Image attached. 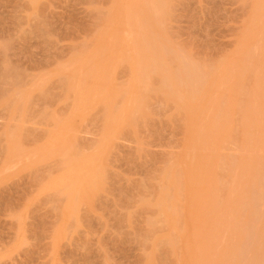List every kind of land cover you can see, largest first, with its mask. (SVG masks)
<instances>
[{
	"label": "rangeland",
	"instance_id": "rangeland-1",
	"mask_svg": "<svg viewBox=\"0 0 264 264\" xmlns=\"http://www.w3.org/2000/svg\"><path fill=\"white\" fill-rule=\"evenodd\" d=\"M116 1L118 0H0V264H185L189 261L191 264H221L224 256L235 252L239 253V255L234 254V259L232 257L235 263L233 261L231 263L232 259L229 255L225 260L227 263L223 261L222 264H259L261 261L264 264V194L261 195V192L264 193V188H261L264 184L262 186L260 184L261 177L264 176L262 173L264 171L262 170L264 168V121L260 119L261 113L264 117V98H262L264 89L258 90L262 82L263 86H261L264 88V81L261 80H264V33H262L264 30L261 29L262 26L264 28V0H166V3H169L164 6L168 11L163 9L169 14L165 12L166 16H162L164 19L154 15L155 21L158 18L165 24L161 21L155 24L154 20L151 21L152 17H148L150 10H155L149 0H132L133 3L130 0H121L122 2L119 0L124 5ZM125 5H130L129 10L131 7L130 15L128 14L129 17L131 16L130 20H127L126 11L124 12L127 8ZM139 5L145 9L139 7L138 10ZM119 7L120 9L124 7V10H120ZM115 9L119 11L117 17H115L117 14ZM135 9L137 12L144 10L145 15L142 12L137 13ZM146 12L149 13L146 14ZM137 14L146 16V20L150 19L151 23ZM124 15L126 21L122 18L125 17ZM138 17L144 20L145 26ZM127 21L131 23L129 26H132L133 32L126 26ZM141 24L146 28V32L149 31L148 33L141 30L143 29ZM156 25H159L161 30L157 29L159 26L155 27ZM113 27L116 33L113 32ZM140 27L141 33L140 30L137 31L138 34L134 33L135 29L138 30ZM161 32L163 37L160 35ZM117 33L118 35L115 36ZM120 33L125 35L126 39ZM132 33L135 35L133 36ZM157 33H159L158 40L160 35V38L164 40V43L161 40L163 47L166 45L164 48L171 54L158 46L157 49H160V52L163 51L161 52L163 55L158 52L160 55L158 57L164 56L163 60L156 57L157 53L152 54L155 56L152 57L155 61L158 59L159 66L165 65L166 71L162 75H159V72L149 75L151 85H147L148 79L145 85L142 83L141 85L150 87L148 88L150 91L145 87L140 91L141 96L139 92V97L136 99L140 84L137 88L135 67L142 56L144 57V54L152 49L149 45L151 40L147 42L146 36L154 34L152 38L149 35V38L154 41L153 38L156 39ZM131 36L136 39L130 41L129 39H133ZM140 39H143L142 43L139 42ZM121 40L135 43L133 44L135 46L130 45L129 48L128 45L122 46L124 42ZM137 40L140 43L139 46L149 45L145 53L140 49L141 47H136L139 44ZM118 44L121 45L124 54L121 47L118 50ZM157 44L154 45L157 46ZM109 45L117 49H115V53L118 52L116 55L120 52L119 57L112 54L113 51H110L111 55H108L109 48L113 50ZM154 45L153 52L156 48ZM169 45L171 48L168 47ZM153 52L150 50V53ZM172 52L175 54L172 55ZM166 53L172 57L167 56ZM129 54L131 57H128ZM119 58L122 60H118ZM107 59L115 62L110 64L114 69L108 65L110 67L108 71ZM152 59L150 60L153 61ZM185 63H188L189 69L195 67L197 75L203 77L202 81L196 82L200 83L198 87L195 84L190 85L191 81L189 83L191 88L194 87L193 90L199 89L197 93L199 98L194 95L197 91H192L194 93L191 94L194 95V98L192 97L194 101L197 102L198 99V104L186 99V97L189 98L186 95L188 93L186 89L182 93H180L182 88L175 92L176 94L180 91L178 98V95L174 94V88H170L173 91L170 90L171 94L168 93L169 90L160 88L166 83L169 85L172 80H175V76L176 79L179 75L185 78L186 75L183 76V73L177 75L182 71L185 72L186 67L188 69ZM93 64L94 67H102V69L97 68L100 74H94ZM177 64L186 65L185 69L179 65L183 70L178 72L180 68ZM175 68L176 70L172 72ZM88 69H91L93 73H88ZM106 69L108 74L104 72ZM100 70H103V73ZM171 73L176 75L173 76ZM104 74L106 77L103 76ZM94 75H96L95 78H99L94 79ZM181 76L178 79H181ZM100 77L104 81L100 80ZM170 77L173 79L171 80ZM192 82L195 83V81ZM131 87L133 92L136 90L134 93L136 96L130 93ZM145 89L149 97L146 96ZM185 90L186 94H184ZM200 91L203 94H212L209 95L211 99L216 98L221 101L222 98L223 102L225 100L228 104L234 97V102L231 100V104L221 105L223 109L219 107L221 111L226 112L227 109L226 114L233 107L229 113V116H232L226 115L229 119L226 117L224 122L228 120V126L222 124L223 121L218 118L217 125L210 126L212 123L209 121H213V117L217 114L214 112L219 110L216 109L219 104L215 105L216 100H211L206 95L204 97L210 99V103L207 100L208 103L204 105L206 102L204 100L207 98L204 99ZM235 91L237 94L234 93ZM259 91L261 95H258ZM164 93H168V96ZM110 95L114 96L110 98ZM143 97L147 99L146 104L144 101L140 102ZM241 98H245L244 101L242 100L244 103L241 102ZM209 104H214L213 112L211 110L209 115L207 113L204 115V112L209 110L208 106L211 107ZM201 105L202 107L198 108ZM258 105L263 109H256ZM201 110L203 115H200ZM257 110L261 111L258 113V118L257 114L255 115ZM107 111L108 113L113 111L112 116L114 115L113 118L116 119L111 118L112 116H109L111 114L108 115ZM196 115L198 118H195ZM210 115L213 119L206 120L205 118L209 119ZM108 116L113 122L108 121ZM219 121L226 128L221 126L216 128ZM130 122L132 125L129 124V127ZM106 127H110L108 131ZM118 128L121 129L118 130ZM193 129L196 131H192ZM211 142H213L212 145ZM252 143L256 146L251 149ZM252 157L257 159L256 162H260L257 163L262 168L257 167L259 165L254 162L256 163L252 164L254 168L250 165V174L253 175L250 178L246 177L244 181L245 171L242 164L244 165ZM212 158H216V165L211 163L210 166L207 162H214ZM262 162L263 165H261ZM231 166L232 169L229 171ZM246 167H248L247 163ZM175 169L177 174L174 173ZM167 170L171 172V175ZM203 171L210 173L202 174ZM238 173L243 175V179L238 178L240 177ZM176 175H178L177 180L180 178L176 182L177 185L171 183L176 181ZM219 177L224 180L218 179ZM230 179L231 183L228 182ZM238 182V188L240 186V189H245L242 191L239 189L242 193L241 197L238 198L239 191L236 197L240 203L237 201L234 203L231 198L234 196L233 190L238 189L235 188ZM253 182H255L254 185ZM245 183L247 185L243 186ZM170 184H172L171 187ZM203 184V187H206L205 191H201L200 188ZM211 184H215V188ZM257 184H260L263 190L259 188L256 192V188L259 187ZM210 187L214 189L211 190ZM247 189L253 192L248 193ZM162 190L166 197L168 196L167 199L175 196L174 204L170 205L172 198L168 203L163 202L166 198L162 200L163 205L160 203L161 196L164 194ZM175 190L178 192L177 196ZM196 190L200 193H195ZM202 192L206 193V197L203 194L205 198L202 197L203 201H200ZM234 192L237 193V191ZM254 192L261 196L256 197L257 194H253ZM194 195L200 197L194 200ZM226 196L229 199H226ZM251 196L252 200L248 199ZM249 200L251 205L248 204ZM189 202L190 205H188ZM241 202L247 203L243 206ZM192 203L194 206H200L199 209L201 208L204 212L211 208V215H209L210 212L207 214V211L206 216L205 213L202 214L201 221L199 216H194L199 210ZM252 203L255 204L253 207ZM186 205L190 206L195 213L190 212L192 210ZM238 205L244 207L241 209H245L241 210V214H239L240 209L237 210ZM231 209L239 212L236 214L241 219L238 220L233 213L236 218L235 222L232 221L235 224L239 222L236 226L240 224L243 226H240L243 233L240 228L234 229L237 228L236 226L229 229L232 221L228 226L227 224L221 227L218 225L227 216L229 219ZM188 210L194 217L193 220L200 219L195 220L196 226L195 222L191 223L192 217L188 214ZM202 211L199 215L203 213ZM231 216L233 215L230 214V219ZM218 220H221L220 223L217 222ZM199 221L202 223L200 224ZM188 225H193L194 228L189 229L191 227L188 228ZM232 228L236 231H230L233 230ZM218 229L222 230L214 232ZM188 237H191V241ZM236 240L237 243H235ZM192 243L196 246L194 250L196 249L197 253H194L193 256L196 254V258H192L193 261L190 259L191 250L187 248H192ZM189 244L192 246H188ZM232 245L237 251L230 248ZM222 250L231 252L222 255V252L220 253ZM185 251L190 252L189 261L186 260L188 256H185L187 254ZM260 252L262 255L259 254ZM219 259H221L220 263Z\"/></svg>",
	"mask_w": 264,
	"mask_h": 264
},
{
	"label": "bare ground",
	"instance_id": "bare-ground-1",
	"mask_svg": "<svg viewBox=\"0 0 264 264\" xmlns=\"http://www.w3.org/2000/svg\"><path fill=\"white\" fill-rule=\"evenodd\" d=\"M118 1H119V0H118ZM118 1H116V2H118ZM120 1H121V0H120ZM120 1H119V3H120ZM126 1H128V0H126ZM130 1L132 2V0H130ZM130 1H129V3H130ZM134 1H135V0H134ZM134 1H133V2H134ZM149 1H150V5L153 6L152 8L155 9V10L153 9L154 11H152V9L150 10V13H153V12H154V13L151 14V15H150V13L148 12L149 15H150V16L148 15V17H149V18L152 17V18H151V21H153V20L155 21V17H154V15H156V17H158V18H159V16H160V18H163V17L166 16L165 14L167 13L168 9H166L164 5H168L169 2L166 3V0H149ZM167 1H168V0H167ZM169 1H171V0H169ZM121 2H122V1H121ZM124 2H125V1H124ZM133 2H132V3H133ZM119 3H117V4H119ZM126 3H127V2H126ZM126 3H125V4H126ZM129 3H128V4H129ZM132 3H130V4H132ZM165 3H166V4H165ZM120 4H121V3H120ZM121 5H124V4H121ZM169 5H170V4H169ZM119 6H120V5H119ZM125 6L128 8V6H130V5H128V6L125 5ZM131 6H132V5H131ZM142 6H143V5H142ZM126 7H125V8H126ZM139 7H140V9H145V8H142V7L139 5V6L137 7L138 10H139ZM116 8H118V7L116 6ZM123 8H124V7H123ZM123 8H121V9H123ZM127 8H126L125 10H124V9H123V10H124V12H125V11L128 12V13L125 12V14H126V16L128 17L127 20H130V19H131V18H130L131 16L129 17L128 14H129L130 11H131V7H130V10H129V8H128V11H127ZM135 8H136V7H135ZM148 8H149V7H148ZM150 8H151V7H150ZM163 8L166 9L167 11H165ZM119 9H120V7H119ZM121 9H120V10H121ZM137 9H135V11H136ZM115 10L117 11V14L115 15V13H114V15H115V17H117V15L119 14V11H118V9H115ZM115 10H114L113 12H115ZM163 10H164V13H163ZM151 11H152V12H151ZM124 12H123V14H124ZM132 12H133V11H132ZM132 12H131V14H132ZM136 12H137V11H136ZM136 12H133V13L136 14ZM138 12L141 14L142 11L140 10V11H138ZM138 12H137V13H138ZM144 12H145V11L143 10L142 14H144ZM155 12H156V13H160L161 15H160V14L157 15ZM165 12H166V13H165ZM148 13L146 12V14H148ZM112 14H113V13H112ZM120 14H121V13H120ZM140 14H137V16H139V17L141 18L143 15L141 16ZM167 14H169V13H167ZM129 15H130V14H129ZM144 15H145V14H144ZM152 15H153V16H152ZM163 15H164V16H163ZM109 16H110V15H109ZM112 16H113V15H112ZM121 16H123V15H121ZM124 16H125V15H124ZM126 16H125V17H122L123 19L125 18V19H124L125 21H126ZM162 16H163V17H162ZM115 17H114V19H115ZM139 17H138V18H139ZM167 17H168V16H167ZM106 18H107V17H106ZM118 18H119V16H118ZM136 18H137V17H136ZM140 18H139V19H140ZM142 18H143L144 20H146V16H144V17H142ZM158 18H156L157 20L155 21V24H156L157 22L160 23V21L164 23L163 20H160V21H159ZM160 18H159V19H160ZM108 19H109V18H108ZM112 19H113V17H112ZM133 19H134V18H133ZM143 19H140L142 24H143V22H144ZM163 19H164V18H163ZM137 20H138V19H137ZM166 20H167V19H166ZM166 20H165V21H166ZM115 21H116V20H115ZM117 21H119V20L117 19ZM120 21H121V19H120ZM146 21H150V19H149V20L147 19ZM146 21H145V22H146ZM151 21H150V23H151ZM122 22H123V20H122ZM129 22H131V21H129ZM133 22H134V21H133ZM125 23H126V22H125ZM135 23H136V22H135ZM146 23H147V22H146ZM146 23H145V24H146ZM116 24H117V23H116ZM118 24H119V22H118ZM126 24H127L126 26H128L129 28H131V32H133L134 30L132 29V26H129L131 23H128V21H127ZM133 24H134V23H133ZM142 24H141V26H142ZM152 24H153V23H152ZM164 24H165V23H164ZM143 25H144V24H143ZM153 25H154V24H153ZM153 25H152V26H153ZM114 26H115V25H114ZM137 26H138V25H137ZM137 26H136V28H137ZM144 26H145V25H144ZM144 26H142L143 29H141V27H140L138 30L135 29V32H134V33H137V34H138L137 31H139L140 29L143 30V32L148 33L149 31L146 32V28H145ZM157 26H159V25H156L155 27H157ZM122 27L124 28L123 25H122ZM128 27H127V28H128ZM262 27H263V26H262ZM262 27H261V29L264 30V28H262ZM116 28L118 29V26H117ZM119 28H120V26H119ZM133 28H135V27H133ZM144 28H145V29H144ZM149 28H151V27H149ZM152 28H153V27H152ZM159 28H160V26L157 27V29H159ZM107 29H108V28H107ZM117 29H116V30H117ZM261 29H260V31H261ZM110 30H111V29H110ZM120 30H121V29H120ZM122 30H123V29H122ZM141 30L139 31L140 33H141ZM144 30H145V31H144ZM148 30H149V29H148ZM155 30H156V29H155ZM160 30H161V28H160ZM160 30H159V31H160ZM163 30H164V29H163ZM127 31H128V30H127ZM156 31H157V30H156ZM156 31H155V32H156ZM164 31H165V30H164ZM164 31H163V32H164ZM111 32H112V31H111ZM113 32H114V27H113ZM116 32H117V31H116ZM116 32H114V33H116ZM120 32H121V31H120ZM124 32H125V30H124ZM150 32H151V29H150ZM153 32H154V31H153ZM153 32H152V33H153ZM102 33H105V32L102 31ZM106 33H108V32H106ZM127 33H129V32H127ZM134 33H132L133 36L135 35ZM256 33H257V31H256ZM259 33H260V32H259ZM262 33H264V32H262ZM120 34L122 35V33H120ZM158 34H159V33L155 34V35H156V36H155L156 39L153 38L154 41H152V39H150V38L154 37V34H151V35H153V36H151L150 34H148V37L146 36V38H148V39H147V42H149V40H151L149 45H150V48H152V49H153V45H154V44H157V41H158V44H159V43L162 44V42L164 43V40H163V38H162L164 35H162V32H161L160 35H161L162 37L160 38V35H159V40H160V41H159L158 38H157ZM110 35H111V34H110ZM116 35H118V33L115 34V36H116ZM128 35H129V34H127V36H128ZM141 35H142V34H141ZM149 35H150V38H149ZM115 36H114V38H115ZM119 36H120V35H119ZM122 36H123V35H122ZM122 36H120V39H122V38H121ZM259 36H260V35H259ZM111 37H112V36H111ZM123 37H125V35H124ZM128 37H129V36H128ZM131 37H132V36H131ZM136 37L138 38V36H136ZM139 37H140V36H139ZM166 37H167V36H166ZM132 38H133V37H132ZM142 38H143V37H142ZM261 38H262V36H261ZM263 38H264V34H263ZM125 39H126V37H125ZM134 39H136V38L129 39V40H130V41H133ZM144 39H145V36H144ZM123 40H124V39H123ZM138 40H139V39H138ZM138 40H137V43H139V42L142 43V40H143V39H140L139 42H138ZM155 40H157V41H155ZM161 40H162V42H161ZM261 40H263V39H261ZM117 41H118V38H117ZM121 41H122V40H121ZM125 41H126V40H125ZM130 41H129V42H130ZM167 41H168V40H167ZM122 42H124V41H122ZM122 42H121V44H122ZM129 42H128V43H127V42H124V44L126 43V45L123 44L122 46H127V45H128V48H129L130 45L132 46L133 44H135V43H132V42L129 43ZM135 42H136V41H135ZM147 42H145V44H146ZM261 42H263V41H261ZM118 43L120 44V42H118ZM137 43H136V45H137ZM140 43H139L138 46H136V47H141L140 49H142V50L144 51V53H145V52L148 50L147 48L149 47V45L144 46V44H143V45L141 44V46H139ZM143 43H144V41H143ZM151 43H153V45H151ZM108 44H110V43H108ZM119 44H118V50H120L119 47H121V45L119 46ZM158 44H157V46L154 45V47H156V48H154V50H155L154 52H153L152 49H149V50H148L149 53H150V50H151V52H153V53H150V54H151V55H150L151 57L148 55L149 53L147 52L148 54H147V53H146L147 55L144 54V57L141 55V56H142V59H140L141 61H140L139 63H137V61L135 60L136 63L138 64V66H137V64H136V67H135V69H136V71H135V72H136V73H135V74H136V75H135V79H136V81H138V82H135V81H134V82L136 83L137 88H139V85H138V84H140V88H139V90L137 89L138 92L136 93V95H137L136 99L139 97V96H138V95H139V92L142 91V90H144L145 87L147 88V86L142 87V85H145V83L147 82V79L150 78L152 75L155 74L154 72H157V73L159 72V73H158L159 75H162V73L165 74V71H166V69L164 68L165 65L162 64V66H159L160 64H159L158 61H157L158 59H156V61H157V62H156L155 59H154L155 56L152 55V54H154V53H155V54L157 53V54H156V55H157L156 57L159 58V57H158V56H160L159 54H162L161 52H163L164 49L166 50V48H164V47H166V45H164V47H163V44H162V46H161V44H160V45H158ZM167 45H168V44H167ZM99 46H100V45H99ZM116 46H117V45H116ZM116 46H115V47H116ZM131 46H130V47H131ZM133 46H135V45H133ZM133 46H132V47H133ZM158 46L161 47V48H163V51L160 52V49H157ZM109 47H111L113 50H111ZM109 47H108V48H109V50H108V55H109L112 51H113L112 54L114 53V55H115L116 57H117L118 55H120V52H119L118 55H116L118 52L116 51L117 53H115V49H116V48H113L112 45H111V46L109 45ZM136 47H134V49H135ZM142 47H143V48H142ZM144 47H146V49H144ZM168 47H170V45H169ZM108 48H107V49H108ZM123 48H124V47H123ZM170 48H171V47H170ZM104 49H105V48H104ZM107 49H106V51H107ZM132 49H133V48H132ZM132 49H131V50H132ZM134 49H133V50H134ZM156 49H157V51H156ZM102 50H103V48H102ZM116 50H117V49H116ZM126 50H127V48H126ZM126 50H125V51H126ZM142 50H141V51H142ZM171 50H172V49H171ZM103 51L105 52V50H103ZM110 51H111V52H110ZM121 51H122V52L124 51V50L122 49V47H121ZM129 51H130V50H129ZM129 51H128V53H129ZM138 51H139V50H138ZM167 51H169V50H166L165 52H167ZM136 52H137V51H136ZM158 52H159V54H158ZM169 52H170V51H169ZM169 52H167V53H169ZM99 53H100V52H99ZM102 53H103V52H102ZM105 53H107V52H105ZM137 53H138V52H137ZM137 53H136V54H137ZM167 53H166V54H167ZM123 54H124V52H123ZM141 54H143V53L141 52ZM166 54H165V56H166ZM170 54H171V52H170ZM174 54H175V53L172 52V55H174ZM110 55H111V54H110ZM162 55H163V54H162ZM168 55H169V54H167V56H168ZM98 56H99V55H98ZM115 56H113V57L111 56V57L114 58ZM129 56H130V54L128 55V57H129ZM138 56H139V55H138ZM152 56H154V57H152ZM169 56H171V55H169ZM175 56H176V55H175ZM118 57H119V56H118ZM121 57H123V56H121ZM121 57H120V58H121ZM130 57H131V56H130ZM171 57H172V56H171ZM176 57H177V56H176ZM178 57H179V56H178ZM87 58H88V57H87ZM94 58H95V57H94ZM94 58H93V59H94ZM120 58H119L118 60L121 61L122 59H120ZM152 58H153L154 60H153ZM163 58H164V56H163ZM163 58H159V59H160V60H161V59L163 60ZM173 58H174V57H173ZM173 58H172V59H173ZM82 59H83V58H82ZM134 59H135V58H134ZM137 59H138V58H137ZM150 59H152L153 61H151ZM172 59H171V60H172ZM114 60H115V59H114ZM118 60L116 59L115 61H118ZM124 60H125V59H124ZM129 60H130V59H129ZM166 60H167V59H166ZM177 60H178V59H177ZM98 61H99V60H98ZM106 61H108V59H107ZM120 61H119V62H120ZM138 61H139V60H138ZM154 61H155V63H153ZM175 61H176V60H175ZM92 62L94 63V61H92ZM108 62H109V64H106V66L108 67V71H109L110 67H113V66H111V65H112L111 63H115V62H114L113 60H112L111 62H110V61H108ZM122 62H123V61H122ZM105 63H106V62H105ZM105 63L102 65V66H103V69L105 68V67H104V66H105ZM117 63H118V62H116V64H117ZM160 63H161V62H160ZM162 63H163V62H162ZM176 63H177V62H176ZM178 63H179V60H178ZM180 63H182V62H180ZM110 64H111V65H110ZM185 64H186V63H185ZM228 64H229V63H228ZM245 64H246V62H245ZM86 65L88 66V64H86ZM108 65H110V67H109ZM177 65H178V64H177ZM179 65H180L181 68L183 67V69H185L184 67H185L186 65H188V63H187L185 66H182L181 64H179ZM179 65H178V67H179ZM81 66H82V65H81ZM100 66H101V65H100ZM254 66H255V65H254ZM84 67H85V66H84ZM92 67H93V69H94V70L92 69V70L94 71V74H97V73L100 74V72L97 71V68H98V69H102V67H99V66H98V67H97V66L94 67V64H93ZM107 67H106V68H107ZM161 67H162V68H161ZM180 67H179V68H180ZM190 67H191V66H190ZM196 67H197V66H196ZM247 67L249 68V65H247ZM90 68H91V67H90ZM95 68H96V70H95ZM181 68H180L179 70L177 69L178 72L183 70V69H181ZM252 68L254 69V67H252ZM113 69H114V67H113ZM113 69H112V70H113ZM250 69H251V68H250ZM86 70H87V69H86ZM88 70H89V69H88ZM171 70H172V69H171ZM171 70H170V71H171ZM174 70H176V68L173 69L172 72H174ZM93 71H91V69H90L88 73H90V72L93 73ZM96 71H97V72H96ZM100 71L102 72L103 70H100ZM161 71H163V72H161ZM83 72H84V71H83ZM104 72H105V74H108V73H109V72H107V69H106ZM106 72H107V73H106ZM92 73H91V74H92ZM102 73H103V72H102ZM102 73H101V75H102ZM152 73H153V74H152ZM176 73H177V72H176ZM176 73H171V74H173V76H174V75H176ZM182 73H183V76L186 75V76H184L186 79L183 78L181 75H179V74H182ZM185 73H187V74H185ZM194 73H195V75H194ZM212 73H213V72H212ZM214 73H215V72H214ZM83 74H84V73H83ZM85 74H86V73H85ZM85 74H84V75H85ZM105 74H104L103 76L106 77ZM111 74H112V72H111ZM151 74H152V75H151ZM81 75H82V74H81ZM97 75H98V74H97ZM149 75H151V76L149 77ZM156 75H157V74H156ZM159 75H158V76H159ZM166 75H168L167 72H166ZM166 75H165V76H166ZM177 75H179V76H177L178 78L181 76V79L183 78V79H182L183 81H182L181 79H178V78L176 79V76H175V78H174L175 80H172L173 78H171V77H172V76H171L170 78H171L172 82H173V81H175V82H173L172 85H171L172 82H170L169 85H167V83L165 82L166 84L163 83V84H164L163 87L161 86V85H162V83H161V85L159 84V85L161 86L160 88H161V89H164V88H165V90H167V91L169 90V91H168V93L170 92L169 94H171V91H172L173 88H174V94H175V92H177V91L180 90L181 88H182V89H181L182 91H181V92L179 91L180 93H182L183 90L186 89L188 93H187L186 90H185V93H184V94L187 93L186 95L189 96V98H187V97L185 96L186 99H190V101L193 100L192 97L194 98V95H195V96L197 95V93L199 92V89H198V90L196 89V91H197V92H196L195 90H193L194 87L191 88L190 85L193 86V84H195V86L198 87L197 85L200 84V83H196V82H197L198 80H201L203 77L201 78V76L199 77V75H197L195 67H194V69H193V67H191V68L189 69V65H188V69H187V67H186L185 72L182 71L181 73H178ZM75 76H77V75H75ZM75 76H74V77H75ZM92 76H93V75H92ZM92 76H91V77H92ZM99 76H100V75H99ZM165 76H163V77H165ZM187 76H188V77H187ZM80 77H81V76H80ZM95 77H96V75H94V79L99 78V77H97V78H95ZM146 77H147V78H146ZM160 77H162V76H160ZM166 77H167V76H166ZM196 77H197V80H196ZM214 77H216V76H214ZM78 78H79V75H78ZM78 78H77V79H78ZM82 78H84V77H82ZM167 78H169V77H167ZM167 78H166V79H167ZM198 78H199V79H198ZM79 79H80V78H79ZM90 79H92V78H90ZM135 79H134V80H135ZM158 79H159V78H158ZM166 79H164V80H166ZM209 79H210V78H209ZM217 79H218V78H217ZM81 80H82V79H81ZM92 80H93V79H92ZM100 80L104 81L103 78L101 79V77H100ZM106 80H107V79H106ZM106 80H105V82H106ZM110 80H111V79H110ZM145 80H146V81H145ZM171 80H169V81H171ZM184 80L189 81V82H187L188 84H187ZM205 80H206V79H205ZM261 80L264 81L263 79H261ZM98 81H99V80H98ZM150 81H151V80H150ZM166 81H167V80H166ZM190 81H191V83H190ZM192 81H195V83L192 82ZM201 81H202V80H201ZM217 81H218V80H217ZM91 82H94V81H91ZM105 82H104V84H105ZM112 82H113V81H112ZM139 82H140V83H139ZM153 82H155V81H153ZM206 82H207V81H206ZM214 82H215V81H214ZM101 83H102V82H101ZM106 83H107V82H106ZM135 83H133V85H135ZM141 83H142V85H141ZM148 83H149V84H148ZM148 83H147L148 86L151 85V83L149 82V79H148ZM155 83H156V82H155ZM157 83H159V82H157ZM168 83H169V82H168ZM189 83H190V85H189ZM210 83H211V82H210ZM99 84H100V83H99ZM205 84H206V83H205ZM208 84H209V82H208ZM212 84H213V83H212ZM257 84L259 85V83H257ZM260 84H261V83H260ZM262 84H263V82H262ZM262 84H261V85H262ZM93 85H94V84H93ZM102 85H103V84H102ZM109 85H110V84H109ZM136 85H135L134 88H136ZM187 85H188V87H187ZM238 85H239V84H238ZM238 85H237L236 87H238ZM255 85H256V84H255ZM261 85H259L260 87L258 86V87H259L258 90H260V91L264 89V88H262L263 85H262V86H261ZM83 86H84V84H83ZM85 86H86V85H85ZM130 86H131V85H129V87H130ZM156 86H158V85H156ZM208 86H209V85H208ZM240 86H241V85H240ZM99 87H102V86H99ZM104 87H105V86H104ZM141 87H142V88H141ZM153 87H155V86L153 85ZM171 87H172V89H170ZM196 87H195V88H196ZM211 87H212V86H211ZM256 87H257V85H256ZM116 88H117V87H116ZM118 88H119V87H118ZM148 88H150V87H148ZM148 88H147V89H148ZM158 88H159V86H158ZM166 88H167V89H166ZM168 88H169V89H168ZM199 88H200V87H199ZM254 88H255V87H254ZM93 89H94V88H93ZM100 89H101V88H100ZM128 89H129V88H128ZM128 89H126V90H128ZM147 89H145L146 92H147ZM161 89H159V90H161ZM205 89H206V88H205ZM208 89H209V87H208ZM236 89H237V88H236ZM102 90H103V89H102ZM102 90H101V91H102ZM110 90H111V89H110ZM126 90H125V91H126ZM131 90H132V87H131ZM131 90H130V93H131V94H134V93L136 92V90H135V92H133V90H132V91H131ZM170 90H171V91H170ZM206 90H207V89H206ZM241 90H242V89H240V91H241ZM119 91H121V90H119ZM145 91H144V92H145ZM148 91H150V90L148 89ZM192 91L196 92V94H194L193 96L191 95V94L194 93V92H192ZM243 91H244V90H243ZM253 91H254V89H253ZM255 91H256V89H255ZM260 91H259L258 95L260 94ZM263 91H264V90H263ZM88 92H89V91H88ZM117 92H118V91H117ZM126 92H127V91H126ZM132 92H133V93H132ZM146 92H145V94H146V96H147L149 93H148V92L146 93ZM155 92H156V91H155ZM161 92H162V90H161ZM163 92H164V91H163ZM172 92H173V91H172ZM179 92H178V93H179ZM200 92H201V94H203L202 91H200ZM203 92H205V90H204ZM209 92H211V91H209ZM209 92H208V93H209ZM245 92H246V91H245ZM245 92H244V93H245ZM84 93H85V92H84ZM102 93H103V92H102ZM112 93H113V92H112ZM168 93H167V94L164 93V94H166V95L168 96ZM178 93H176L175 96L178 95V98H179V95H180V94H178ZM234 93H236V91H235ZM234 93H233V94H234ZM240 93H241V92H240ZM240 93H238V94L242 96V94H240ZM261 93H262V92H261ZM94 94H95V93H94ZM110 94H111V93H110ZM115 94H116V93H115ZM142 94H143V93H142ZM161 94H162V93H161ZM174 94H173V96H174ZM204 94H205V93H204ZM204 94H203V97L207 95V94H205V95H204ZM230 94H231V93H230ZM230 94H229V97H230ZM236 94H237V93H236ZM256 94H257V92H256ZM82 95H83V94H82ZM100 95H101V94H100ZM120 95H121V94H120ZM136 95L134 94V96H136ZM143 95H144V94H143ZM181 95H182V94H181ZM209 95H212V94H208L207 96H209ZM260 95H261V94H260ZM89 96H90V95H89ZM110 96H111V95H110ZM112 96H114V95H112ZM112 96H111L110 98H112ZM134 96L132 95L133 99L135 100ZM140 96H141V92H140ZM170 96H172V95H170ZM199 96H200V93H199ZM222 96H224V95H222ZM244 96H246V95H244ZM80 97H81V96H80ZM83 97H84V96H83ZM93 97H94V96H93ZM147 97H149V95H148ZM147 97H146V98H147ZM180 97H182V96H180ZM185 97H184L183 99H185ZM196 97H198V95H197ZM209 97H210V99H211V96H209ZM227 97H228V96H227ZM231 97H233V96L231 95ZM239 97H240V96H239ZM239 97H238V98H239ZM14 98H15V97H14ZM19 98H20V97H19ZM21 98H22V97H21ZM175 98H176V97H175ZM178 98H177V99H178ZM198 98H199V97H198ZM206 98H207V97H204V99H206ZM219 98H220V97H219ZM233 98H234V97H233ZM233 98L231 99L232 101H233ZM262 98H264V95H262ZM83 99H84V98H83ZM115 99H117V98H115ZM130 99H132V98L130 97ZM133 99H132V100H133ZM143 99H144V100H143ZM143 99H142L140 102H143V101H144V103L146 104L145 100L147 101V99H145L144 97H143ZM210 99L208 100V98H207L206 100H204V101H206V102H204V105H205V103H208V101H209V103H210ZM212 99H215V100H216L215 103L213 102L214 100L211 101L212 103H214L215 105H217L216 103L219 104V105H217L218 108H216V106H215L216 109H219V107H221V108L223 109L222 106H224V105L227 106V105L231 104V103H230L231 100L229 101V104H228L227 102L225 103V100H224V102H223L222 98H221V101H220V99L217 100L216 98H212ZM212 99H211V100H212ZM235 99H236V98H235ZM6 100H7V98H6ZM20 100H21V99H20ZM80 100H81V99H80ZM106 100H107V98H106ZM128 100H129V99H128ZM201 100H203V99H202V96H201ZM207 100H208V101H207ZM242 100L244 101L245 98H244V99L241 98V102H242ZM262 100H263V99H262ZM11 101H12V100H11ZM18 101H19V99H18ZM108 101H109V99H108ZM190 101H189V102H190ZM20 102H21V101H20ZM22 102H23V101H22ZM78 102L80 103L79 99H78ZM103 102H104V101H103ZM129 102H130V101H129ZM131 102H132V101H131ZM133 102H134V101H133ZM182 102H183V100H182ZM186 102H188V101L186 100ZM186 102H185V103H186ZM191 102L194 103V102H196V101L193 100V101H191ZM222 102H223L224 104H223ZM233 102H234V101H233ZM237 102H238V100H237ZM79 103H77V104H79ZM97 103H98V102H97ZM112 103H113V102H112ZM112 103H111V105H112ZM196 103L198 104V99H197V102H196ZM196 103H195V104H196ZM235 103H236V102H235ZM238 103H239V105H241L240 102H238ZM242 103H244V102H242ZM11 104H12V102H11ZM82 104H83V103H82ZM113 104H114V103H113ZM130 104H131V103H130ZM130 104H129V105H130ZM183 104H184V102H183ZM195 104H194V105H195ZM201 104H203V103H201ZM214 104H209V105H211V107L208 106V107H209V110H207L208 112L205 111V109L208 108V107H206V108L204 109V111H205V112H204V115H205L206 113L209 115V114H210L209 112H210L211 110H212V112H213V108H214V106H213V108H212V105H214ZM236 104H237V103H236ZM258 104H259V103H258ZM114 105H115V104H114ZM135 105H136V104H135ZM185 105H186V104H185ZM221 105H222V106H221ZM7 106H8V104H7ZM77 106H78V105H77ZM79 106H80V105H79ZM89 106H90V105H89ZM127 106H128V104H127ZM187 106H188V104H187ZM234 106H235V105H234ZM248 106H249V103H248ZM260 106H261V104H260ZM260 106L258 105V108H257V106H256L255 108H256V109H259ZM15 107H17V105H16ZM87 107H88V106H87ZM111 107H112V106H111ZM181 107H183V106H181ZM192 107H193V106H192ZM196 107H197V105H196ZM201 107H202V105L199 106L198 108H201ZM203 107H204V106H203ZM231 107H232V106H231ZM262 107H263V105H262ZM9 108H10V107H9ZM85 108H86V107H85ZM119 108H120V107H119ZM194 108H195V107H194ZM198 108H197V110H198ZM210 108H211V109H210ZM232 108H233V107H232ZM232 108H230V109H232ZM11 109H12V108H11ZM13 109H14V108H13ZM15 109H17V108H15ZM18 109H20V108H18ZM18 109H17V110H18ZM80 109H81V108H80ZM83 109H84V108H83ZM186 109L188 110L189 107H187ZM230 109L228 110L229 113H230ZM240 109H241V108H240ZM262 109H263V108H262ZM262 109L260 108V110H262ZM116 110H117V109H116ZM129 110H131V109H129ZM133 110H134V108H133ZM248 110H249V108H248ZM260 110H259V111H260ZM14 111H15V110H14ZM113 111H114V109H113ZM113 111H110L111 113H108V111H107L108 115L111 114V115H109V116H112V114H114V113H112ZM192 111H193V110H192ZM214 111H215V110H214ZM216 111H217V110H216ZM218 111H219V112H218ZM218 111H217V112H214V113H215V114H216V113H217V114H218V113H219V114L222 113V115H223V112H225V110L221 111V109H219ZM231 111H232V110H231ZM238 111H239V110H238ZM259 111L257 110V112L255 113V115L257 114V116H256L257 118H258V115H259L258 113L261 112V111H260V112H259ZM75 112H76V111H75ZM77 112H78V111H77ZM85 112H86V111H85ZM85 112H83V113H85ZM121 112H123V111H121ZM129 112H131V111H129ZM188 112H189V110H188ZM195 112H196V111H195ZM201 112H202V114L198 111V113H200V115H203V111H202V110H201ZM226 112H227V109H226ZM226 112H225V114L223 115L224 117H223L222 115H219V114H218V115H217V114H216V115L213 114V116L215 115V116H217V117L214 116V117H213L214 119L212 118L213 121H209V123H212L210 126H212L213 124H214L213 126L217 125V123H216L217 118H218V120L221 119V121H223L222 124H226V125H227V124L229 123L228 120L226 121V123H224V122H225V120H226V117H227V119H229V118H228L229 113L226 114ZM234 112H235V111H233V113H234ZM12 113H13V112H12ZM115 113H116V112H115ZM193 113H194V112H193ZM247 113H248V112H247ZM116 114H118V113H116ZM131 114H132V113H131ZM190 114H191V113H190ZM78 115H79V114H78ZM82 115H83V114H82ZM129 115H130V114H129ZM197 115H198V114H197ZM197 115L195 116V118L197 117ZM226 115H228V116H226ZM239 115H240V114H239ZM261 115H262V113H261ZM261 115H260L261 118H260V117H259V118H260V119H263V121H264V117L261 116ZM76 116H77V115H76ZM80 116H81V115H80ZM109 116H108V121H109V122H110V121L113 122V120H111V119L109 118ZM113 116H114V115H113ZM113 116H112L111 118H113ZM121 116H122V114H121ZM231 116H232V115H231ZM231 116H229V117H231ZM234 116H236V114H235ZM106 117H107V116H106ZM117 117H118V115H117ZM126 117H128V116H126ZM130 117H131V116H130ZM199 117H200V116H199ZM204 117H205V116H204ZM197 118H198V117H197ZM223 118H224V119H223ZM235 118H236V117H235ZM113 119H116V118H113ZM117 119H118V118H117ZM121 119H122V117H121ZM205 119H206V120H210V119H211V115H210V118H209V119H208L207 117H206ZM205 119H204V120H205ZM212 119H211V120H212ZM215 119H216V120H215ZM222 119H223V120H222ZM233 119H234V117H233ZM233 119H231V120H233ZM123 120H124V119H123ZM127 120H129V119H127ZM127 120H126V121H127ZM192 120H194V119H192ZM119 121H120V120H119ZM214 121H215V122H214ZM234 121H235V119H234ZM234 121H232V123H233ZM122 122H123V121H122ZM127 122H128V121H127ZM213 122H214V123H213ZM227 122H228V123H227ZM110 123H111V122H110ZM190 123H191V122H190ZM193 123H195V122H193ZM207 123H208V122H207ZM209 123H208V125H209ZM230 123H231V122H230ZM119 124H120V123H119ZM124 124H125V122H124ZM124 124H122V125H124ZM129 124H131V122L128 123V126H129ZM233 124L235 125V122H234ZM107 125H108V123H107ZM112 125H113V124H112ZM112 125H111V126H112ZM115 125H116V124H115ZM131 125H132V124H131ZM206 125H207V124H206ZM228 125H229V124H228ZM228 125H227V126H228ZM108 126H109V125H108ZM111 126H110V127H111ZM220 126H221L222 128L225 127V126L223 127V126L220 124V121H219V122H218V126H216V128H217V127H220ZM110 127H108V128H110ZM117 127H118V126H117ZM124 127H125V126H124ZM126 127H127V126H126ZM126 127H125V128H126ZM129 127H130V126H129ZM190 127H191V125H190ZM106 128H107V127H106ZM108 128H107L106 131H108ZM121 128H122V127H121ZM121 128H120V129H121ZM186 128H187V127H186ZM194 128H195V126H194ZM213 128H214V127H213ZM225 128H226V127H225ZM227 128H228V127H227ZM233 128H234V127H233ZM233 128H230V129L232 130ZM120 129L118 128V130H120ZM109 130H110V129H109ZM115 130H116V129H115ZM190 130H191V129H190ZM190 130H189V131H190ZM228 130H229V129H228ZM192 131H194V129H193ZM195 131H196V130H195ZM195 131H194V132H195ZM225 132H226V131H225ZM246 132H248V131H246ZM112 133H113V132H112ZM190 133H191V132H190ZM190 133H189V134H190ZM211 133H212V132H211ZM214 133H215V132H213V134H214ZM228 133H229V132H228ZM22 134H23V133H22ZM215 134H216V133H215ZM244 134H245V132H244ZM192 135H193V133H192ZM211 135H212V134H211ZM246 135H247V134H246ZM203 137H204V136H203ZM203 137H202V138H203ZM208 137H209V136H208ZM208 137H207V138H208ZM247 138H249V137H247ZM65 140H66V139H65ZM209 140H210V139H209ZM249 140H250V139H249ZM252 140H253V139H252ZM199 141H200V140H199ZM212 141H214V140L212 139ZM63 142H64V141H63ZM65 142H66V141H65ZM67 142H68V141H67ZM197 142H198V141H197ZM197 142H196V143H197ZM248 142L250 143V141H248ZM254 142L256 143V141H254ZM254 142H253V143H254ZM212 143H213V142H211V145H212ZM253 143H252V145H253ZM202 144H203V143H202ZM70 145H71V144H70ZM252 145H251V149H252V147L256 146V144L253 145V146H252ZM257 145H258V144H257ZM207 146L209 147V145H207ZM207 146H204V147H207ZM246 146H247V145H246ZM189 147H190V146H189ZM191 148H192V147H191ZM201 148H202V147H201ZM249 148H250V147H249ZM193 149H194V148H193ZM253 149H254V148H253ZM192 152H193V151H192ZM12 156H14V155H12ZM192 156H193V155H192ZM217 156H218V155H217ZM214 157H215V156H214ZM11 158H12V157H11ZM186 158H187V157H186ZM221 158H222V157H221ZM249 158H251V157H249ZM255 158H256V157H255ZM195 159H196V158H195ZM212 159H214V158H212ZM215 159H216V158H215ZM215 159H214V162L210 159L212 162H207V164L210 163V166H211V163H214V165H216V164H215V163H216V162H215V161H216ZM246 159H247V158H246ZM188 160H189V159H188ZM205 160H206V159H205ZM207 160H208V159H207ZM207 160H206V161H207ZM226 160H227V159H226ZM255 160H257V159H253V157H252V159H250V160L248 159V160L244 163L245 166L242 164L243 171H245V172L247 171V173H245V172L243 173V174L245 175V176H244V179H243V175H240V174H239L240 172L238 171V172H239V173H238V176L240 175V177H238L239 179H243V180L245 181V179H247L246 177H249V178H250V176L253 175V174H252V175L250 174V165H251V167H252V166H253L254 164H256L257 162L260 163L259 161L256 162ZM192 161H193V160H192ZM223 161H224V160H223ZM229 161H230V160H229ZM250 161H251V163H250ZM182 162H183V161H182ZM193 162H194V161H193ZM201 162H202V161H201ZM254 162H256V163H254ZM195 163H196V161H195ZM232 163H233V161H232ZM246 163L248 164V167H246ZM249 163H250V164H249ZM258 163H257V164H258ZM204 164H205V163H204ZM236 164H237V162H236ZM252 164H253V165H252ZM188 165H189V164H188ZM201 165H202V164H201ZM220 165H221V163H220ZM226 165H227V162H226ZM228 165H229V164H228ZM233 165H234V164H233ZM240 165H241V164H240ZM258 165H259V164H258ZM261 165H263V162H262ZM202 166H203V165H202ZM205 166H206V164H205ZM235 166H237V165H235ZM255 166H256V165H255ZM98 167H99V166H98ZM172 167H173V166H172ZM193 167H194V166H193ZM212 167H213V166H212ZM215 167H216V166H215ZM238 167H239V166H238ZM257 167H260V165L257 166ZM96 168H97V167H96ZM198 168H199V167H198ZM208 168L211 169V167H208ZM253 168H254V166H253ZM260 168H262V166H261ZM260 168H257V169H260ZM181 169H183V168H181ZM188 169H189V167H188ZM229 169H230L229 171H231L232 166H231V168L229 167ZM255 169H256V167H255ZM99 170H100V169H99ZM204 170H205V169H204ZM207 170H208V169H207ZM217 170H218V167H217ZM224 170H225V169H224ZM235 170L237 171L236 168H235ZM253 170H254V169H253ZM253 170H252V171H253ZM260 170H261V169H260ZM262 170H264V168H263ZM174 171H175L174 173L177 174V169H175ZM201 171H202V170H201ZM208 171H209V170H208ZM214 171H215V169H214ZM229 171H228V172H229ZM252 171H251V173H252ZM255 171H256V170H255ZM167 172L170 173L169 175H171V172H169L168 170H167ZM172 172H173V171H172ZM182 172H183V171H182ZM206 172H207V171H203L202 174H204V173L207 174L208 172H207V173H206ZM223 172H224V171H223ZM228 172H227V174H228ZM253 172H254V171H253ZM174 173H173V175H174ZM209 173H210V172H209ZM209 173H208V174H209ZM224 173H225V172H224ZM235 173H236V172H235ZM254 173H255V172H254ZM256 173H257V172H256ZM262 173H264V171H262ZM182 174H183V173H182ZM182 174H181V175H182ZM260 174H261V173H260ZM178 175H179V174H178ZM178 175L175 176V180H176V181L171 182V183L176 184V182H178V180L180 179V178H179L178 180L176 179V177H178ZM183 175H184V174H183ZM211 175H212V174H211ZM221 175H222V174H221ZM225 175H226V174H225ZM255 175H256V174H255ZM166 176H167V175H166ZM205 176H206V175H205ZM213 176H214V175H213ZM228 176H229V175H228ZM233 176H234V175H233ZM233 176H232V177H233ZM258 176H259V175H258ZM258 176H257V177H258ZM241 177H242V178H241ZM259 177H260V176H259ZM262 177H263V178H262ZM262 177H261V180H260V181H261V183H260L261 186L264 184V183H263V182H264V176L262 175ZM207 178H208V177H207ZM220 178H221V177H219L218 179H220ZM229 178H230V177H228V179H229ZM252 178H253V177H252ZM173 179H174V177H173ZM173 179H172V180H173ZM213 179H214V178H213ZM218 179H217V180H218ZM221 179H222V178H221ZM239 179H238V180H239ZM217 180H215V181H217ZM222 180H224V179H222ZM238 180H237V181H238ZM212 181H213V180H212ZM219 181H221V180H219ZM237 181H236V182H237ZM247 181H249V180H247ZM250 181H251V180H250ZM260 181H258V182H260ZM217 182H218V181H217ZM224 182H225V181H224ZM228 182L231 183V179H230V181H228ZM241 182H242V181H241ZM203 183H204V182H203ZM218 183H219V182H218ZM218 183H217V184H218ZM232 183H233V182H232ZM243 183H244V182H243ZM247 183H248V182H247ZM249 183H250V182H249ZM251 183H252V182H251ZM204 184H205V183H204ZM204 184L200 187V188H201V191H205V190H206V189H205L206 187H203ZM220 184H221V183H220ZM234 184H235V183H234ZM238 184H239V182L236 183V186H237ZM254 184H255V182H253V185H254ZM260 184H257V186H259ZM176 185H177V184H176ZM176 185H175V186H176ZM205 185H207V184H205ZM211 185H212V184H211ZM214 185H215V184H214ZM214 185H212V186L214 187ZM222 185H223V184H222ZM222 185H221V186H222ZM232 185H233V184H232ZM244 185H247V184L245 183V184H243V186H244ZM171 186H172V184H170V187H171ZM243 186H242V187H243ZM249 186L251 187V185H249ZM257 186H256V187H257ZM202 187L204 188V190H202V189H203ZM213 187H212V188H213ZM218 187H219V185H218L216 188L218 189ZM234 187H235V186H234ZM177 188H178V186H177ZM200 188H199V189H200ZM210 188H211V187H210ZM210 188H209V189H210ZM212 188H211V190H213L215 187H214L213 189H212ZM235 188H238V186L235 187ZM248 188H249V187H248ZM259 188H260V186H259L258 188H256V189H257L256 192H258V189H259ZM261 188H264V186H262ZM261 188H260V189H261ZM83 189H84V188H83ZM88 189H89V188H88ZM178 189H179V188H178ZM178 189H177V190H178ZM219 189H220V188H219ZM221 189H223V187H222ZM226 189H228V187H227ZM239 189H240V186H239L238 189L233 190V195H234V196H233L232 193H231V195L233 196V197L231 198V201H234V203H235L236 201H237V202L240 201L239 199L237 200V197H236V196H238V195H237V194H238V191H239V196H238V198H240V197H241L240 194H242L241 191L244 190L245 188H243V189L241 188V189H240L241 191H240ZM249 189H250V188H249ZM251 189H252V188H251ZM256 189H255V190H256ZM85 190H86V189H85ZM215 190H216V189H215ZM215 190H214V191H215ZM247 190H248V189H247ZM253 190H254V188H253ZM261 190H263V189H261ZM87 191H88V190H87ZM175 191H176V190H175ZM175 191H174V192H175ZM178 191H179V190H178ZM199 191H200V190H199ZM222 191H223V190H222ZM229 191H230V190H229ZM229 191H228V193H229ZM234 191H237V193L234 192ZM248 191H249V190H248ZM250 191H252V190H250ZM250 191H249L248 193H251ZM76 192H77V191H76ZM162 192H163V190H162ZM176 192H177V191H176ZM218 192H219V191H218ZM245 192H246V191H245ZM252 192H253V191H252ZM163 193H164V194H162V196H161L162 198L160 197V198H161V202H160V203H162V205H163V202L168 203L169 199L172 198V197H171V198L169 197V199H167L168 196L166 197L165 192H163ZM195 193L199 194L200 192H198V191L196 190ZM206 193H207V191H206ZM206 193H205V192H204V193L202 192V195H200L201 197H200V196H199V197H200V198H202V197L205 198V197H206ZM221 193H224V192H221ZM228 193H226V194H228ZM246 193H247V192H246ZM177 194H178V192H177L175 195L177 196ZM197 194H195V195H197ZM203 194H205V197L203 196ZM235 194H236V195H235ZM253 194H255V192H254ZM253 194H252V196H253ZM256 194H257V193H256ZM256 194H255V195H256ZM263 194H264V193L261 192V195H263ZM164 195H165V196H164ZM195 195L193 196V197H194V200H195V198L198 196V195H197V196H195ZM217 195H218V194H217ZM244 195H245V194H244ZM259 195H260V194H259ZM259 195L257 194L256 197H258ZM261 195H260V196H261ZM248 196H249V195H248ZM248 196H247V197H248ZM252 196L249 197L248 199H251V200H252ZM173 197H174V198H172V199H173V200H172L173 202H172V201H170L171 203L169 202L170 205L174 204L175 201H176L174 195H173ZM199 197H197V198H199ZM222 197H223V196H222ZM226 197H227V196H226ZM245 197H246V196H245ZM253 197H254V196H253ZM262 197H263V196H262ZM160 198H159V199H160ZM164 198H166V200L162 202V200H163ZM197 198H196V199H197ZM203 198L200 199V201H203ZM242 198H243V197H242ZM226 199H229V198L227 197ZM253 199H254V198H253ZM255 199H256V198H255ZM174 200H175V201H174ZM256 200H258V199H256ZM259 200H260V199H259ZM226 201H227V200H226ZM246 201H248V200H246ZM260 201H261V200H260ZM190 202H191V201H190ZM190 202H189L188 205H190ZM224 202H225V201H224ZM242 202H243V201H242ZM242 202H241V205H243V206H244L245 203H247V202H245V203H242ZM254 202H255V201H254ZM238 203H240V202H238ZM227 204H228V202H227ZM232 204H233V203H232ZM248 204L251 205L250 200H249ZM192 205H193V203H192ZM235 205H236V204H235ZM241 205H238V208H237L238 211H239V209H240V213H239L236 209H234L235 212H234L233 209H231V212H229V213L232 214L233 216H234L236 213L241 214V210H245V209H241V208H244V207L241 206ZM250 205H249V208L251 207ZM253 205H255V204L252 203V207H253ZM165 206H166V205H165ZM167 206H168V204H167ZM176 206H177V205H176ZM186 206H187V205H186ZM193 206H194V205H193ZM196 206H197V205H196ZM196 206H194V207H196ZM239 206H241V207H239ZM256 206H257V205H256ZM174 207H175V206H174ZM191 207H192V206H191ZM199 207H200V206H197V207H196V208H198V210H199V212H197V213H198V214H197V213L193 212L194 210H192V208L190 209V206H187L188 209L192 210V211L188 210V214L191 215L190 212L195 213V215H194V214H193V215H194L195 217H196V215H197V217L199 216V218H201V221H202V216H203L202 214L205 213V216H206V212L208 211V212H207V214H208V213L211 211V210H210L211 208H210L209 210H207L206 212H204V211L201 210V208L199 209ZM227 207H231V206H228V205H227ZM232 207H234V206H232ZM254 207H255V206H254ZM258 207H259V206H258ZM196 208H195V209H196ZM234 208H235V207H234ZM215 209H216V208H215ZM221 210L224 211V209H221ZM232 210H233V211H232ZM256 210H258V209H256ZM189 211H190V212H189ZM195 211H196V210H195ZM201 211H202L203 213H201V214L199 215V213H200ZM213 211H214V209H213ZM226 211H227V210H226ZM252 211H253V210H252ZM218 212H219V211H218ZM220 212H221V211H220ZM257 212H258V211H257ZM227 213H228V212H227ZM233 213H235V214H233ZM242 213H244V212H242ZM245 213H246V212H245ZM212 214H213V213H212ZM223 214H224V212H223ZM230 214H229V219H227L228 216H227V217L225 216L226 218H224V220L221 218V217H222V216H221L222 214L219 215V218L222 219V221H221V220H218V221H217V222H219V223H220V221L222 222V223L218 224L220 227H221L223 224H227V226H228V225H230V224L235 220L237 214H236V216H234V218H233V216H231V219H230ZM239 214H238V215H239ZM209 215H211V212L209 213ZM226 215H227V214H226ZM244 215H245V214H244ZM248 215H249V214H248ZM254 215H255V214H254ZM200 216H201V217H200ZM189 217H190V216H188V218H189ZM191 217H192V215H191ZM191 217H190V218H191ZM212 217H215V216H212ZM223 217H224V216H223ZM241 217H242V216H241ZM199 218H198L197 220H200ZM208 218H209V216L207 215V219H208ZM237 218H238V216H237ZM248 218H249V217H248ZM251 218H252V217H251ZM254 218H255V216H254ZM193 219H194V217H192L191 220H190V219H188V220H190L191 223H193V222H195V220H196V219H195V220H193ZM239 219H241V218L239 217L238 220H239ZM197 220H196V221H197ZM209 220H210V219H209ZM216 220H217V217H216ZM225 220H226L228 223H225V222H226ZM232 220H233V221H232ZM190 221H189V222H190ZM192 221H193V222H192ZM230 221H232V222H230ZM241 221H242V220H240V222H241ZM210 222L213 223V221H211V220H210ZM215 222H216V221H214V223H215ZM223 222H224V223H223ZM229 222H230V223H229ZM234 222H235V221H234ZM234 222L232 223V224H234V225L231 224L232 226L230 225V226H229V227H230L229 229H231V227L234 228V226H236V225L239 223L237 220H236V223L238 222L237 224H235ZM196 223H197V222H195V226H196ZM199 223L201 224L202 222L199 221ZM203 223H204V220H203ZM200 224H199V225H200ZM243 224H244V223H243ZM247 224H248V223H247ZM210 225H211V224H209V226H210ZM192 226H193V225H192ZM192 226H191V225H188V228H189V227H191V228H189V229L194 228V227H192ZM212 226H214V225H212ZM224 226H225V225H224ZM227 226H225V227H227ZM240 226H242V225L240 224ZM240 226H236L237 228H234V229H238V230H239ZM215 227H216V228H219L217 225H215ZM242 227H243V226H242ZM242 227H241V228H242ZM216 228H215V229H216ZM222 228H223V227H222ZM227 228H228V227H227ZM233 228H232V229H233ZM241 228H240V229H241ZM247 228H248V227H247ZM247 228H246V230H247ZM234 229H233V230H230V231H236V230H234ZM244 229H245V227H244ZM213 230H214V229H213ZM216 230H217V229H216ZM220 230H222V229H218V231H214V232H219ZM227 230H228V229H227ZM249 230H250V229H249ZM242 231H243V229H241V232H242ZM256 231H257V229H256ZM209 232H210V231H209ZM238 232H240V231H238ZM250 232H251V231H250ZM233 233H235V232H233ZM242 233H243V232H242ZM247 233H248V232H247ZM210 234H212V233H210ZM213 234H214V233H213ZM236 234H238V233H236ZM240 234H241V233H240ZM244 234H246V233L244 232ZM244 234H242V235L244 236ZM249 234H251V233H249ZM258 234H259V233H258ZM188 235H189V234H188ZM188 235H187V236H188ZM234 235H235V234H234ZM187 236H186V237H187ZM212 236H213V237H212ZM212 236H211V237L214 239V235H212ZM238 236H239V235H238ZM240 236H241V235H240ZM243 236H242V238H243ZM245 236H246V235H245ZM249 236H250V235H249ZM208 237H209V235H208ZM211 237H210V238H211ZM236 237H237V236H236ZM247 237H248V236H247ZM188 238H189V237H188ZM188 238H187V239H188ZM190 238H191V237H190ZM190 238H189L188 240L191 241ZM210 238H209V239H210ZM245 238H246V237H245ZM248 238H249V237H248ZM254 238H255V237H254ZM187 239H186V240H187ZM216 239H218V238H216ZM243 239H244V238H243ZM246 239H247V238H246ZM249 239H250V238H249ZM249 239H248V240H249ZM252 239H253V238H252ZM257 239H258V238H257ZM205 240H206V239H205ZM210 240H211V239H210ZM237 240H238V239H237ZM237 240H236L235 243H237ZM192 244H193V243H192ZM192 244H191V245L189 244L188 246L191 247ZM198 244H202V243H198ZM247 244H248V243H247ZM257 244H258V243H257ZM260 244H261V243H260ZM233 245H234V244H233ZM233 245H232V247H230V246H229V247H230V248H233ZM241 245H242V244H241ZM251 245H252V241H251ZM242 246H243V245H242ZM195 247H196V246H194V244H193L192 248H190V249H189V247H187L188 250H191V257H190L191 260H192V258H193V259L196 258V254H197V253H196V249L194 250ZM249 247H250V246H249ZM226 248H227V247H226ZM237 248H238V247H237ZM239 248H240V246H239ZM256 248H257V247H256ZM263 248H264V246H263ZM233 249L236 250L235 247H234ZM233 249H232V250H233ZM242 249H243V248H242ZM185 250L188 252L187 249H185ZM193 250H194V251H193ZM197 250H198V249H197ZM223 250H224V249H223ZM223 250L220 251V253L222 252V255H225V253L227 254L228 252H229V253L231 252V251H228V252H227V251H224V252H223ZM229 250H230V249H229ZM240 250H241V249H240ZM240 250H239V251H240ZM257 250H259V249H257ZM261 250H263L262 247H261ZM186 251H185V252H186ZM192 251H193V252H192ZM236 251H237V250H236ZM187 252H186V253H187ZM241 252H242V251H241ZM246 252H247V251H246ZM189 253H190V252H189ZM189 253H187V254L185 255V256H188V258L186 257V258H187L186 260H188V261L190 260V259H189V255H190ZM194 253H196L195 256H193ZM223 253H224V254H223ZM247 253H248V252H247ZM253 253H254V252H253ZM234 254H236V252H235ZM234 254H229V255H231V259H232V257L234 256ZM259 254L262 255L261 252H260ZM216 255H218V253H217ZM219 255H221V254H219ZM229 255L227 254V256H229ZM236 255H239V253L237 252ZM192 256H193V257H192ZM212 256H214V255H212ZM227 256H224L225 258L222 259V260L225 261L226 259H228ZM207 257L209 258V255H207ZM219 257H220V256H219ZM219 257H218V258H219ZM226 257H227V258H226ZM234 257H235V256H234ZM234 257H233V259H234ZM243 257H244V255H243ZM243 257H242V258H243ZM261 257H262V256H261ZM212 258H213V257H212ZM220 258H223V257H220ZM263 258H264V256H263ZM209 259H210V258H209ZM229 259H230V257H229ZM233 259L231 260V263H232ZM236 259H237V258H236ZM236 259H235V261H236ZM246 259H247V258H246ZM216 260H217V257H216ZM220 260H221V259H219L218 262H219ZM247 260H248V259H247ZM260 260H261V259H260ZM260 260H259V261H260ZM262 260H263V259H262ZM192 261H193V260H192ZM223 261H222V263H223ZM228 261H230V260H228ZM259 261H258V262H259ZM225 262H226V261H225ZM233 262H234V261H233ZM237 262H238V261H237ZM241 262H243V261H241ZM247 262H248V261H247ZM258 262H257V263H258ZM262 262H263V261H261V263H262ZM183 263H185V262H183ZM189 263L191 264L190 261H189ZM189 263H185V264H189ZM192 263H193V262H192ZM194 263H195V262H194ZM219 263H220V262H219ZM222 263H221V264H222ZM226 263H227V262H226ZM234 263H235V262H234ZM234 263H233V264H234ZM239 263H240V262H239ZM248 263H249V262H248ZM261 263H259V264H261ZM255 264H256V263H255ZM262 264H263V263H262Z\"/></svg>",
	"mask_w": 264,
	"mask_h": 264
}]
</instances>
